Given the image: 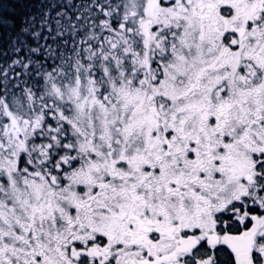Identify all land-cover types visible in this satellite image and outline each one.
<instances>
[{"label": "snow or ice", "instance_id": "1", "mask_svg": "<svg viewBox=\"0 0 264 264\" xmlns=\"http://www.w3.org/2000/svg\"><path fill=\"white\" fill-rule=\"evenodd\" d=\"M32 8L0 11V264H264V0Z\"/></svg>", "mask_w": 264, "mask_h": 264}, {"label": "trees", "instance_id": "2", "mask_svg": "<svg viewBox=\"0 0 264 264\" xmlns=\"http://www.w3.org/2000/svg\"><path fill=\"white\" fill-rule=\"evenodd\" d=\"M33 3H35V0H4V9H0V11H3L10 20L15 21L18 29L21 18L27 16L30 11H35L32 8ZM6 31L11 32L12 29H7Z\"/></svg>", "mask_w": 264, "mask_h": 264}]
</instances>
